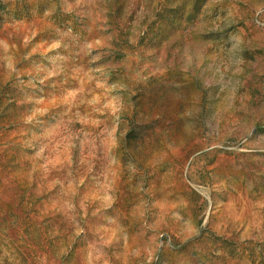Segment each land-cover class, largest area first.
Listing matches in <instances>:
<instances>
[{"label":"rangeland","instance_id":"1","mask_svg":"<svg viewBox=\"0 0 264 264\" xmlns=\"http://www.w3.org/2000/svg\"><path fill=\"white\" fill-rule=\"evenodd\" d=\"M0 264H264V0H0Z\"/></svg>","mask_w":264,"mask_h":264}]
</instances>
